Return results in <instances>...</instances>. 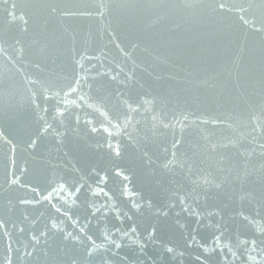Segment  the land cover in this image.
Here are the masks:
<instances>
[{
	"label": "snow or ice",
	"instance_id": "6c2138e0",
	"mask_svg": "<svg viewBox=\"0 0 264 264\" xmlns=\"http://www.w3.org/2000/svg\"><path fill=\"white\" fill-rule=\"evenodd\" d=\"M182 6L201 10L207 26L240 37L224 79L219 73L198 75L193 70L168 77L186 93L207 92L211 108L203 106L199 95L182 101L175 92L161 96L145 88L140 74L154 80L163 77L150 71L141 57L168 65L170 54L150 49L134 34L125 32L122 38L114 26V9L134 5L115 0H21L17 11V4H11L0 31V82L6 84L0 99L6 105V124L14 123L17 131L13 135L0 125V235L5 242L0 264H33L38 249L48 255L42 246L56 235L83 246L84 261L73 259L71 264H87L99 252L116 255L125 239L128 246L143 250L145 241L154 240L155 226L143 239L135 224L111 233L105 226L97 241L88 232L90 221L82 225L73 210L87 206L91 216L102 212L106 219L111 214L123 224L125 216H132L120 207L121 201L137 214L147 209L157 217H167L168 208L179 201L183 212L199 224L205 216L223 219L219 209L201 212V194L206 203L210 193L229 188L235 192L234 185L240 188L236 217L253 235L237 234L234 243L216 224L206 243L193 235L188 247L203 252L195 257L200 264L216 253L219 264H264V195L258 199L246 187L254 180L264 188V0H182ZM187 23L157 11L145 15L137 31L166 28L176 33ZM249 40L258 45L254 66L245 61ZM242 70L255 76L242 78ZM103 83L112 87L101 94ZM70 139L102 152L105 167L84 170L69 160L72 167L67 169L58 163L61 154L69 157ZM130 149L150 169L155 164L165 175L183 173L189 189L171 192L168 208L156 207L136 190L133 172L123 164ZM101 195L102 202L97 199ZM245 202L253 205L254 215L244 211ZM17 212L19 222L13 220ZM178 226L187 228L184 223ZM207 226L213 227L211 219ZM165 250L184 256L170 245Z\"/></svg>",
	"mask_w": 264,
	"mask_h": 264
},
{
	"label": "water",
	"instance_id": "95a60500",
	"mask_svg": "<svg viewBox=\"0 0 264 264\" xmlns=\"http://www.w3.org/2000/svg\"><path fill=\"white\" fill-rule=\"evenodd\" d=\"M13 2L17 4L16 10L19 11L21 0H9V4H0V31L4 29ZM115 2L118 5L121 3L134 5L130 8L117 7L114 9V26H117V30L121 32L122 38L123 33L128 32L142 38L143 42L148 43L150 49L162 54H170L168 65L154 62L146 55L141 57L149 65L150 71L163 77V79L154 80L146 73L140 74L145 88L161 96L175 92L182 101L191 100L194 95H199L200 102L203 103L204 107H213L211 96L207 92L201 90L198 93H186L182 90V85H179L176 80H170L168 77L169 75L184 76L187 71L193 70L198 75L219 73L220 78L224 79L226 75L225 66L240 45L239 35L233 31H220L216 27L207 26L201 21V10L185 9L182 6V0H115ZM157 11L166 12L169 16L180 19L182 22L187 19L189 23L185 24L184 28L176 33H170L166 28L153 30L149 33L137 31L144 16ZM257 48L256 41L249 40L247 44L248 52L245 57L246 64L249 66H254L256 63L258 58ZM241 75L242 78L251 79L255 76V72L242 70ZM105 87L112 86L103 83L101 94ZM5 90V82H0V94ZM134 91L141 90L136 89ZM5 110V102L0 99V125H4L7 131L15 135L17 126L14 123L6 124ZM222 134V131H217V135ZM47 149L48 146L46 145L45 152H47ZM66 151L69 153V157H63L61 154L57 162L66 165L67 169H71L72 163L84 170L92 166H98L101 169L105 167L107 157L102 152L94 151L83 140L70 139L66 145ZM123 164L133 172L136 190L142 192L145 199H151L156 207L168 208L171 192H183L190 187L183 173L175 176L165 175L155 164L150 169L134 150L130 149L126 153ZM68 174L72 175L73 173L69 172ZM108 187L112 190L111 183ZM246 187L255 191L258 199L261 195H264V188L255 183L254 180H250ZM233 188L235 192L232 188H229L225 192L210 193L206 203L203 194H201V202L197 205L201 212H206L209 209H219L223 219L215 216L210 218L205 216V220L199 224L196 223L195 217H190L183 212L179 201L176 202L175 208H168L169 215L167 217H157L147 209L137 214L121 201L120 207L127 210L132 216L131 220L125 216L123 224L111 214L106 219L103 217L102 212L96 216H91L87 206L73 210L72 214L79 217L82 225L85 221H90L88 232L97 241L101 240V229L105 226L111 233L113 229L126 230L132 224H135L141 234V239L144 238L150 227L155 226L157 229L154 240L145 241L147 247L143 250L135 245L128 246V241L125 239V246L116 255H112L111 251L107 253L99 252L87 264H105L106 260L110 261L111 264H181V262L182 264H200V261H197L195 257L197 255L203 256V252L197 247H188V241L193 235L206 243L215 233L216 224L221 226L226 238L232 237L234 243L237 234L243 236L253 235L247 224L236 217V213L240 208L236 193L240 191V188L239 185H234ZM114 195L119 199L117 193L114 192ZM97 199L102 202L105 197L101 195ZM243 208L244 211L255 214L252 204L245 202ZM177 212L180 213L179 216L176 215ZM33 214L35 215V213ZM261 214L264 215V209H262ZM208 219L213 222L212 228L207 226ZM13 220L19 222V212L13 216ZM65 222L70 230L76 232V228L67 218H65ZM178 222L186 224V230L182 231L178 226ZM44 223H46V217L41 221L40 227ZM194 228L197 229L195 232H193ZM115 238L119 239V235L117 234ZM85 244H87V240H85ZM166 245L172 246L177 251H183L184 256H175V253L170 255L165 250ZM4 246V238L0 235V253H3ZM42 247L47 249L48 255L45 256L44 252L38 249L33 264H71L73 259L84 261L83 246L67 243L59 235L51 237L49 243ZM206 264H219V253L207 257Z\"/></svg>",
	"mask_w": 264,
	"mask_h": 264
}]
</instances>
